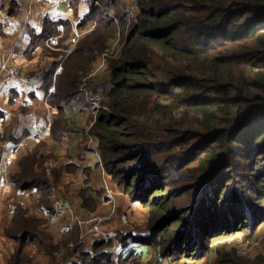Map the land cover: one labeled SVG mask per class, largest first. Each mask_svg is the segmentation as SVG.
<instances>
[{
	"label": "trees",
	"instance_id": "trees-1",
	"mask_svg": "<svg viewBox=\"0 0 264 264\" xmlns=\"http://www.w3.org/2000/svg\"><path fill=\"white\" fill-rule=\"evenodd\" d=\"M5 1L15 13L18 1ZM92 1L77 24L92 28L47 71L45 95L57 108L78 97L98 55L121 39L117 57L107 58L108 86L95 85L102 110L87 129L105 169L148 209V234L139 240L163 256L196 262L213 252L214 236L254 231L264 222V0H138L135 16L122 0ZM71 34L70 20L45 17L33 45L66 48ZM156 70L165 83L151 79ZM34 161L22 159L16 183L34 181L48 193ZM83 191L82 206L93 210ZM37 226L16 208L5 230L17 243L8 264H31V243L51 256L76 243L71 264H115L111 236L87 250L77 243V226L46 246ZM130 256L128 264H139ZM213 264L258 262L219 248Z\"/></svg>",
	"mask_w": 264,
	"mask_h": 264
},
{
	"label": "crops",
	"instance_id": "crops-1",
	"mask_svg": "<svg viewBox=\"0 0 264 264\" xmlns=\"http://www.w3.org/2000/svg\"><path fill=\"white\" fill-rule=\"evenodd\" d=\"M17 1L18 9L12 14L7 12L8 2L0 3V264H7L17 244L5 232L12 220L15 205L21 203L24 207L30 206L38 195L36 188L17 189L16 183L9 178L10 172L18 171L19 158L33 149L53 164L61 165L57 186L61 190L59 197L62 196L64 207L71 208L70 213L62 208L57 209V213H51V216L49 213L38 215L49 216L62 233L69 228L70 224L66 223L74 222L75 216L87 218L95 214L103 217V227L115 239L113 245L121 259L132 253L145 264H156L152 262L155 250L139 240L148 234V209L139 201H132L128 194L119 192L115 185L113 187L107 181V172L98 158L96 138L90 139L88 146L81 142L80 128L84 126V120H77L76 125L72 126L66 118V122L51 127L53 114L44 99V78L61 55H52L50 47L45 50L33 45V38L43 30L45 17L57 20L54 18L57 12L53 11L55 0ZM58 5L68 12L73 22L80 20L89 10L77 0H60ZM60 69L61 66H58L56 70ZM63 108L87 110L86 104L75 100L68 101ZM61 126L69 128L64 131L59 129ZM68 165H74L75 170L69 171ZM84 186L98 190L93 192V210L81 205L79 190ZM107 187L111 195L107 193ZM120 214H126L128 222L127 217ZM27 215L31 216L30 213ZM86 229L87 226L80 227L77 243H82L89 250L92 242L101 235L94 231L86 233ZM70 246L56 253L54 259L37 253L36 246H30L28 255L34 264H71L75 260V253ZM162 260L165 264L166 261Z\"/></svg>",
	"mask_w": 264,
	"mask_h": 264
},
{
	"label": "rangeland",
	"instance_id": "rangeland-1",
	"mask_svg": "<svg viewBox=\"0 0 264 264\" xmlns=\"http://www.w3.org/2000/svg\"><path fill=\"white\" fill-rule=\"evenodd\" d=\"M122 1L124 3V6H126L128 11L130 12L129 16H135L133 14H135L136 10L138 9V5H137L138 0H122ZM6 2H8V1H6ZM17 9H18V6H17ZM91 28H92V26H89L88 28H85L84 30H81L78 28V31L80 34L78 40L84 34L85 31L90 30ZM68 39H69V37L64 41L66 48H62L61 46L57 47V45H50L49 46L50 48L48 46H46V48L52 49L50 52L52 55H55V56L61 55L60 58H62V56H65L66 52H68V51L70 52L71 50H73L75 48L76 43L78 42V40H77V42L74 45H71L68 42ZM120 44H121V39L118 36L110 42V47H109V49L111 50L110 55L113 56V58L117 57V54L119 53V49H120ZM67 49H68V51H67ZM102 54L103 53H100L98 55V58H96V59L101 58ZM246 68L248 70L249 67L247 66ZM108 71L109 70L107 69V65H105L97 73H95L92 77H90L89 79L86 80V87L89 90H92L94 92V94L100 96L101 92H97L98 89L95 87V85H96V83L102 84V81H104L105 86H108V82H107V79L109 76ZM154 72L156 74V77H151L152 80L158 79L157 76L159 75L160 79H158V80H160V82L165 83L167 81L168 77L166 74H163L162 72L157 71V70ZM51 86L54 87L53 85H51ZM79 87H80V85H79ZM48 88H49V86H48ZM44 92H45V90H44ZM209 92H210V90L208 91V93ZM44 99L46 100V97ZM100 99H101V96H100ZM71 100H75L76 102H79L83 105L86 104L87 110L77 111V109H73V108H72L73 110L71 108L69 110L64 109L63 106L67 105V102L69 100L68 101L67 100L59 101L58 105L60 106V108L52 106L49 103V101L46 100V102L50 105L51 111L53 114L52 119H51V124H52L51 127L59 126L63 122H66V118H68L70 120V122L72 123V126L75 124V122L77 120L79 121L80 119H83L84 120V126L82 127V129L80 128V131H82L81 142H83L84 144H86L88 146V144H90L89 140L94 138L93 136H89L91 134L89 133V130L87 129V128L91 127L90 123L94 117L93 112H92V110L88 104L85 93L84 92L82 93L81 90H80L79 96L76 98H73ZM68 106L70 107V105H68ZM101 110L102 109H101V103H100V108L96 111V114L100 113ZM63 128H69V126L68 127L67 126H61L59 129L61 130ZM71 128L73 129V127H71ZM95 140H96V143L98 145L97 137ZM97 150H98V158L101 161L102 167L107 172L106 173L107 181L110 182V184L113 187L115 185V188L117 190H119V192L128 194L129 198L132 200L130 193L121 189L120 185H118L117 182L115 181L114 176L105 169L103 158L101 156V152L98 149V146H97ZM25 156L34 157L35 161L33 163V168H32L33 172H34V174H37L41 178H44V180H46L49 183L50 190L48 193H46L45 191L42 192V190L38 187L39 186L38 183H36L34 181L32 182V184H29V186L27 188H21V187H19L20 185L18 183H16V180L18 179V174L21 173V161ZM18 161H19L17 164L18 165V171L10 172L9 178L11 179V181H14L16 183L15 185H16L17 189L21 188V189H25V190H32L33 188L38 187L37 190H35L38 193V195L36 197L35 203L30 205V206L24 207L23 205H21V203H19V204L17 203L15 205V208H14V213H15L16 208L19 209V207H21L25 210V214H27V213L31 214V218L35 222L36 226L38 225L37 228H38L39 232L41 233L40 240L46 246H48V243H46L45 240H47V242H51L52 245H57L61 241H64L66 239L67 235H69L75 228H77V226L79 227V234H80V227H84L86 225L80 224L78 219L83 220V219H86V217L85 218H79V217L75 216V217H73L74 222H67L66 224H68V223L70 224L69 228L66 231L67 233L65 231L62 233L59 226L57 225V223L52 222L51 218H49V216H51V213H57V211H58L53 206L54 200L57 198L62 199L61 195H60L61 197H59L61 190L59 188H57L58 183H59L58 180H59V176H60L61 165L57 166L56 164H53L54 162H51L49 159L47 160L46 156H44V155H39L38 151H36L34 149L31 152H27V153L23 154L19 158ZM0 162H1V160H0ZM99 165L97 164V166H99ZM67 168L69 171L75 170L74 165H68ZM21 183H23V182H21ZM82 190H84L83 193H84L86 202H90V200L92 199L93 204L95 205L93 192H98V190H93L90 186H84L79 190V196L80 197H81L80 193ZM142 191H144V190L141 189V192ZM81 199H82V197H81ZM62 201H63V199H62ZM64 204H65V202H64ZM89 204L91 205V202ZM81 205H82V202H81ZM40 213H49L50 215L48 217L43 216V215H38ZM131 213H134V212H131ZM146 213L147 212H145V214ZM120 215H122V214H120ZM28 216H30V215H28ZM123 216L127 217V222H128V216L126 214L122 215V217ZM89 217H98V216L94 214L93 216H89ZM89 217H87V218H89ZM100 218H102V221L100 222L101 230L103 232L109 233L108 230H105L107 228L103 227V221H104L103 219L104 218L103 217H100ZM146 229L148 230L147 225H146ZM88 231H94V230H89V228H88V230L86 229V233H88ZM97 233L100 234L101 237L106 236V235H102L101 232L100 233L97 232ZM118 235H119V233H118ZM11 238L15 241V239L12 236H11ZM78 239H79V236H78ZM111 240H112V246H111L110 251L112 252V259L115 261V264H120L122 262V259H120L121 257L119 256V253L116 251V249L113 245L115 239H111ZM211 240L212 241H211L210 245H212V247L214 248L213 252L211 254H209V256H206L205 258H203L199 261H196V262L192 261L190 259H184V258L173 259L170 256H163L161 254L159 248H154L150 245L151 248H153L155 250V254L152 257V262L156 263V264H164L163 260H162V259H164L166 261L165 264H175V263H178V264H187V263L188 264H213L215 257H216V250H218L219 248H224L225 250L230 249V248H235L238 255H241L244 258L249 259L251 261L258 262V264H264V222L261 223L259 226H257V228L254 229V231H251L250 233H246V232H244V233L243 232L242 233L236 232L235 233V232H233L231 234H218V235L214 236ZM70 245H69L70 248H73V249L77 248L76 243L75 244L71 243ZM30 246H36L35 249H36L37 253L49 255V254L45 253V247H42V248L40 247V249H39V247H37V245L35 243H31ZM30 246H29V248L26 249V252H28L31 249ZM69 246H67L65 248H68ZM65 248H62V249H65ZM14 249H15V247H14ZM58 252L59 251L55 252L54 256H51V255H49V256L52 259H54L56 257V253H58ZM73 252L75 253L74 250H73ZM134 257L135 256H130V258L129 257L124 258V259H126L124 261V264H128L129 261L131 262L132 259H135ZM137 257L138 256L136 255V259H137L139 264H145L144 261H141ZM30 258L32 261L31 264H34L31 256H30Z\"/></svg>",
	"mask_w": 264,
	"mask_h": 264
},
{
	"label": "built area",
	"instance_id": "built-area-1",
	"mask_svg": "<svg viewBox=\"0 0 264 264\" xmlns=\"http://www.w3.org/2000/svg\"><path fill=\"white\" fill-rule=\"evenodd\" d=\"M60 0H55L54 6H53V11L57 14L55 15V19H59V18H65L68 19L72 22V35L69 37L68 42L71 45H74L78 38H79V31L77 28V24L78 21L73 22L70 15L68 14L67 11L59 8V3ZM79 3H82L83 5H85L89 10L91 9V6L97 2H93L92 0H78ZM111 54V50L107 49L103 52V54L101 55V58L97 59L96 64L94 65V67L92 68V70L89 72V74L87 76H85L81 83H80V87L79 90H81V92L85 93V96L87 98L88 104L93 112V115H96V111L100 108V96L94 94V92L92 90H89L86 87V80L89 79L90 77H92L95 73H97L101 68H103L106 65V61L108 56ZM94 118L91 120L90 125H92ZM106 191L109 195H111L110 189L107 187ZM53 206L56 209H62L65 208L67 209L69 212H71V208L70 207H64L65 204L62 201V199H55L53 202ZM102 221V218L100 217H89L83 220H79L80 224H85L86 226H88L89 230H94L95 232H101L102 235H106V236H110L109 233L103 232L101 230L100 227V222Z\"/></svg>",
	"mask_w": 264,
	"mask_h": 264
},
{
	"label": "clouds",
	"instance_id": "clouds-1",
	"mask_svg": "<svg viewBox=\"0 0 264 264\" xmlns=\"http://www.w3.org/2000/svg\"><path fill=\"white\" fill-rule=\"evenodd\" d=\"M96 4V3H95ZM91 8H92V6H91ZM91 10V9H90ZM90 10H88V12H90Z\"/></svg>",
	"mask_w": 264,
	"mask_h": 264
},
{
	"label": "bare ground",
	"instance_id": "bare-ground-1",
	"mask_svg": "<svg viewBox=\"0 0 264 264\" xmlns=\"http://www.w3.org/2000/svg\"><path fill=\"white\" fill-rule=\"evenodd\" d=\"M60 2V1H59Z\"/></svg>",
	"mask_w": 264,
	"mask_h": 264
}]
</instances>
